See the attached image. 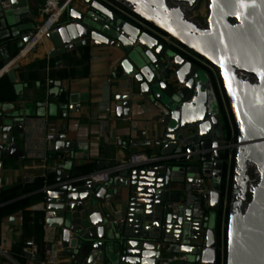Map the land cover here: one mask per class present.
Wrapping results in <instances>:
<instances>
[{"label": "water", "instance_id": "95a60500", "mask_svg": "<svg viewBox=\"0 0 264 264\" xmlns=\"http://www.w3.org/2000/svg\"><path fill=\"white\" fill-rule=\"evenodd\" d=\"M25 1L0 0V10L9 3L22 11L23 23L7 29L0 18V64L9 35L27 45L37 28ZM79 2L52 42L65 52L112 49L114 73L138 91L116 102L117 117L146 108L149 129L163 144L156 160L103 185L78 182L81 173L56 164V179L39 190L44 242H59L71 264H264V64L252 65L221 24L217 33L202 34L186 16L195 0ZM249 4L251 29L264 44L261 0ZM4 75L16 82L14 71L2 68ZM33 109L0 116V187L5 161L24 159L15 137L27 145ZM74 138L56 135L55 153H69ZM207 180L204 205L168 209L183 195L174 186Z\"/></svg>", "mask_w": 264, "mask_h": 264}, {"label": "crops", "instance_id": "0c3cea01", "mask_svg": "<svg viewBox=\"0 0 264 264\" xmlns=\"http://www.w3.org/2000/svg\"><path fill=\"white\" fill-rule=\"evenodd\" d=\"M64 1L26 0V8L30 11L35 28L46 19L41 11L45 4L55 7ZM79 4V0H75L70 7L76 9ZM21 12L12 10L9 3L1 4L0 18L8 25L7 29L23 24L18 22ZM261 12L264 19V0H261ZM66 13L60 22L65 19ZM186 16L189 21L195 22L202 34L217 33L221 24L223 30L230 33L235 48L245 52L252 65L264 64V44L251 29L253 23L249 0H195V7L186 10ZM52 32L31 45H25L20 37L13 38L12 35L4 41L2 51L5 63L0 64V70L4 68L6 73L14 71L16 82L12 83L15 99L0 103V116L19 111L21 106L34 108L35 115L27 135V145L24 146L15 137V143L24 151V159L5 161L1 192L26 179L33 180L28 182L31 186L42 185V188L56 179V164L62 162L61 169L68 166L72 173L79 172L84 176L104 171L136 154H146L150 159L158 158L160 147L145 148L147 142L162 141L149 129L151 115L148 110L134 107L128 119L119 118L115 113L117 101L138 94V91L130 92L129 86L114 73L118 55H112V49L93 46L65 52L52 42ZM60 72L65 75L63 79L59 78ZM106 108H110L109 114ZM52 129L56 131L55 135L74 133L75 141L69 153H55L56 142L46 141V135ZM118 138L122 140L121 145L116 142ZM60 157L65 159L59 162ZM184 187L174 186L179 190ZM204 188L206 192L211 190V180L206 181ZM261 199L264 200V183ZM43 206V196L40 194L28 210L42 212ZM11 217L15 218L13 223L9 222V217L0 224V251L6 253L0 256V264H41L26 257L24 252L22 256H12V248L21 241L23 229L21 217ZM30 240L34 241L29 238L26 243ZM45 245L52 250L53 264H71L59 242ZM37 256L42 257V254Z\"/></svg>", "mask_w": 264, "mask_h": 264}, {"label": "built area", "instance_id": "2783aa9c", "mask_svg": "<svg viewBox=\"0 0 264 264\" xmlns=\"http://www.w3.org/2000/svg\"><path fill=\"white\" fill-rule=\"evenodd\" d=\"M74 1L75 0H65L60 5L56 4L55 7L51 6V4H45L41 11L46 16V19L44 23L38 26L36 30L31 34V42L28 45L35 44L36 42L41 40L44 37V35L55 30L57 25L60 22L61 17L63 16L64 13L67 12V10L70 8V6L73 4ZM105 111L109 113L110 108H106ZM55 134H56L55 130L53 129L50 130L49 133L46 135V141H49V142L55 141V136H56ZM116 142L118 145L122 144V140L119 138L116 140ZM162 144H163L162 141H154V142L150 141V142L145 143V148H153V147L159 148L162 146ZM64 159L65 158L60 157L58 161L61 162ZM152 160H156V159H150L146 154L132 155L126 161H123L119 164L111 166L104 171H99V172L96 171V172H92L90 174L84 175L78 178L76 181L81 182V183L91 181L94 184H98V185H103L105 183L110 182L111 180L118 181L122 178V175L126 171L132 169L133 167H135L136 165H139L140 163H146ZM66 184L68 183H62L60 186H64ZM182 193L183 195L180 198L178 203L167 204L168 209L173 210L176 207H183L185 204H193V203L203 204L205 202V199L207 198L206 189L201 184L186 185L182 189ZM23 252L31 256H37L40 254L38 246L35 244L33 240H30L26 243V246L23 249ZM41 254L43 258L41 264H53L52 250L50 247L45 245ZM1 255H6V253L3 251H0V256Z\"/></svg>", "mask_w": 264, "mask_h": 264}, {"label": "trees", "instance_id": "16d2710c", "mask_svg": "<svg viewBox=\"0 0 264 264\" xmlns=\"http://www.w3.org/2000/svg\"><path fill=\"white\" fill-rule=\"evenodd\" d=\"M64 76V73H59L60 79H63ZM14 99L13 84L9 81L7 75H4L0 78V103L12 102ZM41 186H31L28 182L24 181L0 193V224L11 216H20L22 221V239L15 243L11 251L14 257L24 255L23 249L26 246V240L29 238L34 239L39 253L43 251L44 214L42 212L33 213L28 210L30 204L34 203L35 197L40 195L39 190Z\"/></svg>", "mask_w": 264, "mask_h": 264}, {"label": "snow or ice", "instance_id": "6c2138e0", "mask_svg": "<svg viewBox=\"0 0 264 264\" xmlns=\"http://www.w3.org/2000/svg\"><path fill=\"white\" fill-rule=\"evenodd\" d=\"M262 75H264V74H262Z\"/></svg>", "mask_w": 264, "mask_h": 264}]
</instances>
